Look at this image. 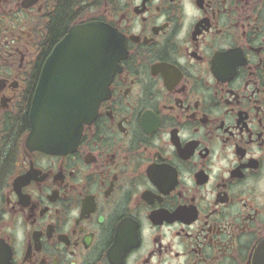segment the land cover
Instances as JSON below:
<instances>
[{
	"label": "flooded vegetation",
	"instance_id": "af4514ba",
	"mask_svg": "<svg viewBox=\"0 0 264 264\" xmlns=\"http://www.w3.org/2000/svg\"><path fill=\"white\" fill-rule=\"evenodd\" d=\"M92 22L118 36L109 92L75 148L39 149L46 60ZM262 241L264 0H0V264H253Z\"/></svg>",
	"mask_w": 264,
	"mask_h": 264
},
{
	"label": "water",
	"instance_id": "95a60500",
	"mask_svg": "<svg viewBox=\"0 0 264 264\" xmlns=\"http://www.w3.org/2000/svg\"><path fill=\"white\" fill-rule=\"evenodd\" d=\"M117 37L109 26L92 22L72 28L58 44L46 60L33 97L31 144L59 153L77 146L118 68L122 55ZM253 264H264V241L254 253Z\"/></svg>",
	"mask_w": 264,
	"mask_h": 264
},
{
	"label": "trees",
	"instance_id": "16d2710c",
	"mask_svg": "<svg viewBox=\"0 0 264 264\" xmlns=\"http://www.w3.org/2000/svg\"><path fill=\"white\" fill-rule=\"evenodd\" d=\"M62 14H63V12H62ZM63 15H64V14H63ZM63 15H61V17H60V15H59V17H60V18H59V22L56 24V26H55L54 29L52 30V32H51V37L57 34L58 29H60L62 23L64 22L66 16H63ZM52 38H53V37H52Z\"/></svg>",
	"mask_w": 264,
	"mask_h": 264
}]
</instances>
